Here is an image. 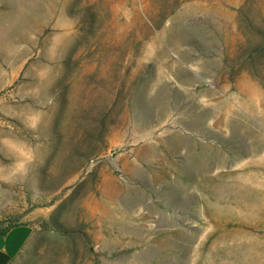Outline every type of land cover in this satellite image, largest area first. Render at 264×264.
Returning <instances> with one entry per match:
<instances>
[{"label": "rangeland", "instance_id": "1", "mask_svg": "<svg viewBox=\"0 0 264 264\" xmlns=\"http://www.w3.org/2000/svg\"><path fill=\"white\" fill-rule=\"evenodd\" d=\"M19 222V264H264V0H0Z\"/></svg>", "mask_w": 264, "mask_h": 264}, {"label": "crops", "instance_id": "2", "mask_svg": "<svg viewBox=\"0 0 264 264\" xmlns=\"http://www.w3.org/2000/svg\"><path fill=\"white\" fill-rule=\"evenodd\" d=\"M34 238L35 229L29 222L0 228V264H19Z\"/></svg>", "mask_w": 264, "mask_h": 264}]
</instances>
